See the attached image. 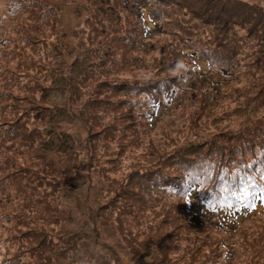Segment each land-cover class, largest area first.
Masks as SVG:
<instances>
[{
    "label": "rangeland",
    "instance_id": "rangeland-1",
    "mask_svg": "<svg viewBox=\"0 0 264 264\" xmlns=\"http://www.w3.org/2000/svg\"><path fill=\"white\" fill-rule=\"evenodd\" d=\"M144 1L0 0V264H264V0Z\"/></svg>",
    "mask_w": 264,
    "mask_h": 264
},
{
    "label": "trees",
    "instance_id": "trees-1",
    "mask_svg": "<svg viewBox=\"0 0 264 264\" xmlns=\"http://www.w3.org/2000/svg\"><path fill=\"white\" fill-rule=\"evenodd\" d=\"M138 1L140 3L143 0H138ZM162 1L163 0H154V2L155 3H158V4H160ZM174 1H177V0H174ZM208 2H209V0H206V2H203L202 3L201 7H207V8H203V9L198 10L197 11V14H195V13L192 14L191 12L188 11L189 14H190V16H191L190 18L194 22H195V20H198V22L204 20V19H202V17L207 13V12H205V10H208ZM136 3H135V5H138ZM228 3L229 2H227V3L225 2L223 4H220L217 7L218 10H216L215 7H214L212 9V11L210 13H208L209 16L212 17V25L213 26L220 25L219 22H224V24H227L229 18H232V20H236V18L238 17V16H231L229 14L231 12V10L229 9ZM169 4H172V1L171 0H170ZM242 4H245V3H242ZM149 5H151V4H148V0L144 1V6H145L144 8L149 9L150 11H152L153 9H155V7H150ZM135 9L141 13V11H140V9L138 7H136ZM225 10H228L227 13H225ZM183 14L184 15H188L187 12L186 13H183ZM223 15H224V20H222V16ZM248 17H249V15L245 16L246 19ZM99 30L102 33H105L106 32L102 28H99ZM144 31H146V30H144ZM146 32H148V31H146ZM99 52H101V53L107 52V48L104 47V49H100ZM102 56H104V55H102ZM77 59L78 60H76L74 62V65H72V68H73L72 69V73H76L77 75H84L86 77L89 75V73H91V76H93L94 71L93 70H91V71L88 70L87 63L85 62V60H83L81 58V56H79V58H77ZM159 81L165 82V80H161V79L158 80V81H155V82L160 83ZM162 87H163V85L161 87L160 86H157L155 89L158 91ZM151 98H152V92L144 93V96H143L142 102H141V109H142V113H143V115L145 117L151 115L150 108L144 107V104H148V100H150ZM159 100H161V96L158 95V97L156 99V102L159 101ZM127 104H130V101H127ZM149 104H150L151 107H152V105L153 106L159 105L158 103L157 104H155V103H149ZM255 149H256V147H252L251 146L250 148H247L245 151L244 150H239V151L236 150L235 159L238 158V159H240V161L239 162L233 161L232 163L235 164V165H239V164L245 165V167H243V168H246V169L253 168L255 166V158L256 157L259 158L261 156V159H263V156H264V154L260 155L261 153H260V151H259L258 148L256 149V153H255V151H254ZM212 151L213 150H211L210 152H212ZM223 160H225V159H223ZM191 170H192V168H188V169L186 168L185 170L182 168L181 175H179L178 177L175 176V175H173V176H175L174 177L175 179L172 176L168 177V178H172V179H170L171 180L170 183H168V189H170V190L178 193V192H181L183 189L187 188L186 187L187 185L183 182V179L182 178H185L186 177L185 174L187 172L191 171ZM223 170H227V167L226 166L223 167ZM233 170L234 171H233V174L231 176V179L235 182V185H237V184L240 183L241 177L246 172H238V171H235V168ZM139 177L141 178L140 180L142 181V183L145 185V188H146L147 185L148 186L150 185L148 188H152L153 187L152 184L158 182V181H155V180H152V179H148L146 173H143V174L139 175ZM246 185L247 184H244V186H246Z\"/></svg>",
    "mask_w": 264,
    "mask_h": 264
}]
</instances>
